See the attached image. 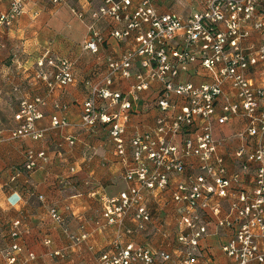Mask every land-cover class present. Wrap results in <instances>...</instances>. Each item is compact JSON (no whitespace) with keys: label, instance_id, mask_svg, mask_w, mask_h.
<instances>
[{"label":"built area","instance_id":"1","mask_svg":"<svg viewBox=\"0 0 264 264\" xmlns=\"http://www.w3.org/2000/svg\"><path fill=\"white\" fill-rule=\"evenodd\" d=\"M5 1L8 9L0 13V28L12 27L25 13L29 2ZM65 1L51 0L55 5ZM101 1L92 14L93 23L87 27L86 50L97 54L105 44L106 38L96 28L103 18L124 24L122 29L112 32L117 39H127L138 32L133 48L119 58L107 60L101 82L88 83L91 93L83 105L81 127L91 130L98 124L107 126L116 154L127 167L128 187L104 200L105 224L119 226L132 216L138 229L145 230L152 222L146 194L169 189L173 174L188 175V180L178 184L172 193L173 201L179 205L178 213L189 218L187 233L178 237L185 249L176 264H214L196 254L200 240L209 234L208 223L198 217V212L205 211L213 199H228L230 204L226 218L220 217L218 207L214 209L218 227L231 226L232 217L237 222L234 235L222 251L233 264H264V83L257 84L249 76L260 70L264 76V40L258 47L243 44L250 38L252 29L264 30V11L257 13L264 0H207L205 10L186 19L173 13L158 14L152 0H138L134 9L133 0ZM72 12L79 19L84 18L75 8ZM2 49L0 43V51ZM136 62H140L141 72L136 75V83L130 91L126 94L113 91L111 86L117 79L131 78ZM196 63L207 72L210 83L194 85L180 80L189 66ZM37 67L38 79L50 93L76 81L73 64L66 59L46 55L37 61ZM155 83L162 86L155 101L161 114L154 126L134 134L127 145L124 138L132 116L131 98L138 99L141 92L148 91ZM44 105L41 97H21L15 115L18 126L8 131L9 139L42 138L44 131L38 129L37 122L44 118L41 111ZM117 106L118 111H111ZM57 107L67 109V106ZM234 117H242L246 122L239 134L246 144L236 152L240 170L230 173L221 152L223 142L215 138L214 126H222ZM69 126L65 119L52 118L53 128ZM179 136L183 139L177 143ZM69 143L74 144V141ZM127 146L131 149V163ZM45 159L44 151L28 150L25 170L34 172ZM251 169L252 187L247 190L243 175ZM50 213L62 223L56 209ZM20 225V221L14 223L13 238L19 237ZM127 232L131 234L132 230ZM69 236L74 244L87 239L86 235ZM20 251L21 247L15 242L0 255L7 264H18ZM53 255L64 257L61 252ZM100 261L101 264H170L172 256L129 243L119 246L113 254H103Z\"/></svg>","mask_w":264,"mask_h":264},{"label":"crops","instance_id":"2","mask_svg":"<svg viewBox=\"0 0 264 264\" xmlns=\"http://www.w3.org/2000/svg\"><path fill=\"white\" fill-rule=\"evenodd\" d=\"M152 3L158 14L173 13L182 19L207 6V0H152ZM101 4V0H66L57 5L51 0H29L25 13L12 27L0 28L3 45L0 51V253L16 242L21 247L18 264H101L103 254H113L119 246L129 243L155 253L167 252L172 256L170 264H176L185 249L178 237L187 233L189 218L178 213L179 205L173 201L172 193L178 184L188 180V175L173 174L169 189L146 194L145 202L152 213V222L145 230L138 229L132 216L119 226L105 224L104 200L128 187L127 167L116 154L107 126L98 124L91 130L81 127L83 105L91 93L88 83L101 82L107 60L119 58L127 49L133 48L138 32L127 39H117L112 32L122 29L124 24L103 18L96 28L106 38L105 44L97 54L86 50L87 27L93 23L92 14ZM138 4V0H133L132 9ZM73 8L83 13L84 18L79 19L72 12ZM7 9V2L0 0V13ZM263 11L264 5L258 6V15ZM263 40L264 30L252 29L250 38L243 44L258 47ZM46 55L70 61L75 83L50 93L45 83L38 79L37 61ZM27 72H33V78H28ZM139 72L141 65L136 62L131 78L117 79L111 89L128 93ZM249 76L257 84L264 83L261 70L253 71ZM180 80L194 85L211 82L198 63L191 64ZM14 86L24 89L25 97L45 100V105L41 106L44 118L37 122L38 129L44 131L39 140L9 139L8 131L18 126L15 115L19 102L14 105L9 101ZM161 88L155 83L148 91L141 92L138 99L131 98L132 116L124 138L127 145L134 134L155 125L161 114L155 102ZM226 89L234 96L229 86ZM57 105L67 106V109ZM119 109L117 106L111 111ZM54 116L65 119L70 126L53 128ZM245 125L242 117H234L222 126H214L215 138L223 142L221 152L230 173L240 170L236 152L246 144V140L239 137ZM182 139L179 136L176 142ZM70 140L74 144H70ZM28 150L46 153V159L40 161L34 172L25 170ZM127 157L131 163L129 146ZM253 175V169L243 175L247 190L252 187ZM216 207L220 209V217L226 218L230 211L229 200L213 199L205 211L198 212V217L208 223L209 234L200 240L196 254L214 264H233L222 247L234 235L237 222L232 217L231 226L218 227L213 216ZM52 209L57 210L62 223L53 218ZM16 221L21 222L20 235L13 238L11 234ZM70 234L86 235L87 239L74 244ZM46 240L51 243L46 244ZM55 252H61L64 257L54 256ZM0 264H7L1 255Z\"/></svg>","mask_w":264,"mask_h":264},{"label":"rangeland","instance_id":"3","mask_svg":"<svg viewBox=\"0 0 264 264\" xmlns=\"http://www.w3.org/2000/svg\"><path fill=\"white\" fill-rule=\"evenodd\" d=\"M36 66V63L35 65ZM28 78H33V72H27ZM13 95L9 98V101L12 102L14 105L17 104L21 97L25 94L24 89L18 86H14L12 88Z\"/></svg>","mask_w":264,"mask_h":264},{"label":"trees","instance_id":"4","mask_svg":"<svg viewBox=\"0 0 264 264\" xmlns=\"http://www.w3.org/2000/svg\"><path fill=\"white\" fill-rule=\"evenodd\" d=\"M11 130V129H10Z\"/></svg>","mask_w":264,"mask_h":264}]
</instances>
